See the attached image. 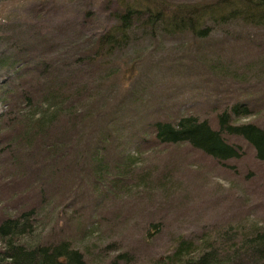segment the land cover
I'll use <instances>...</instances> for the list:
<instances>
[{
	"label": "trees",
	"instance_id": "trees-1",
	"mask_svg": "<svg viewBox=\"0 0 264 264\" xmlns=\"http://www.w3.org/2000/svg\"><path fill=\"white\" fill-rule=\"evenodd\" d=\"M102 1L105 24L97 33L65 37L66 21L53 32L19 26L1 40L0 67L13 76L0 83V264H89L74 236L96 229L92 222L75 221V231L55 241L34 237L51 197L74 196L82 161L93 193L126 197L155 187L150 170H134L146 150L188 146L222 162L240 157L241 143L264 159V104L240 103L233 92L224 106L203 110L168 112L157 96L138 101L148 113L135 155L119 138L124 104L106 119L95 109L100 84L113 75L107 60L131 37H186L192 63L208 74L225 70L221 54L230 45L261 58L264 69V0ZM170 172L158 176L159 185ZM115 257L130 264H264V224L242 217L196 239L177 234L167 252L146 261Z\"/></svg>",
	"mask_w": 264,
	"mask_h": 264
},
{
	"label": "rangeland",
	"instance_id": "rangeland-1",
	"mask_svg": "<svg viewBox=\"0 0 264 264\" xmlns=\"http://www.w3.org/2000/svg\"><path fill=\"white\" fill-rule=\"evenodd\" d=\"M86 9L89 17L84 16ZM105 9L102 0H0V54L6 52L1 40L15 36L19 26L53 32L68 21L65 37L75 30L97 33L105 24ZM183 40L131 37L107 60L106 71L113 75L100 84L95 109L106 119L120 103L124 104L119 138L128 143L125 153L137 154L136 141L147 121L148 110L138 103L140 100L157 96L166 103L168 112L176 108L210 109L214 102L220 108L232 92L240 103L247 100L250 104L248 99L252 98L253 104H264L261 58L247 56L239 46L230 45L221 54L225 70L208 74L205 67L192 63L194 52L188 49L189 39ZM11 71L0 67V83L12 79ZM240 145V157L222 162L188 146L143 151L136 155L139 163L134 170H150L149 180L155 187H137L126 197L105 191L93 193L92 178L82 161L79 175L85 178H79L74 196L51 197L34 237L55 241L75 231V221L92 222L96 229L83 234L82 239L74 236L88 263L109 264L113 260L114 264H130L115 256L125 253L131 261L142 262L167 252L177 234L196 239L201 231L242 217L264 224V159L254 158L252 150ZM82 150L86 153L87 148ZM168 172L171 180H167ZM160 174H166L162 185L157 179Z\"/></svg>",
	"mask_w": 264,
	"mask_h": 264
}]
</instances>
